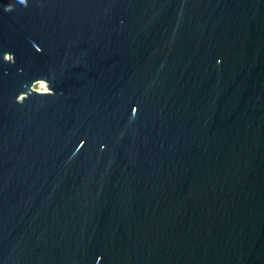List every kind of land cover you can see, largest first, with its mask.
Segmentation results:
<instances>
[{
    "label": "water",
    "instance_id": "95a60500",
    "mask_svg": "<svg viewBox=\"0 0 264 264\" xmlns=\"http://www.w3.org/2000/svg\"><path fill=\"white\" fill-rule=\"evenodd\" d=\"M0 264H264V0H0Z\"/></svg>",
    "mask_w": 264,
    "mask_h": 264
},
{
    "label": "clouds",
    "instance_id": "9594fccd",
    "mask_svg": "<svg viewBox=\"0 0 264 264\" xmlns=\"http://www.w3.org/2000/svg\"><path fill=\"white\" fill-rule=\"evenodd\" d=\"M18 3L23 5L24 7L28 6L29 0H18ZM14 8L12 3H8L7 5H5V11H12ZM14 56V54H12ZM54 94V92H53Z\"/></svg>",
    "mask_w": 264,
    "mask_h": 264
},
{
    "label": "rangeland",
    "instance_id": "374dc122",
    "mask_svg": "<svg viewBox=\"0 0 264 264\" xmlns=\"http://www.w3.org/2000/svg\"><path fill=\"white\" fill-rule=\"evenodd\" d=\"M35 88L38 90H46V86L43 82H38L35 84Z\"/></svg>",
    "mask_w": 264,
    "mask_h": 264
},
{
    "label": "bare ground",
    "instance_id": "6f19581e",
    "mask_svg": "<svg viewBox=\"0 0 264 264\" xmlns=\"http://www.w3.org/2000/svg\"><path fill=\"white\" fill-rule=\"evenodd\" d=\"M43 82V81H42ZM45 84V82H43ZM46 85V84H45Z\"/></svg>",
    "mask_w": 264,
    "mask_h": 264
}]
</instances>
